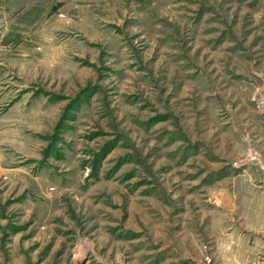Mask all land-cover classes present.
Listing matches in <instances>:
<instances>
[{
  "label": "rangeland",
  "instance_id": "374dc122",
  "mask_svg": "<svg viewBox=\"0 0 264 264\" xmlns=\"http://www.w3.org/2000/svg\"><path fill=\"white\" fill-rule=\"evenodd\" d=\"M263 197L264 0H0V264H215Z\"/></svg>",
  "mask_w": 264,
  "mask_h": 264
},
{
  "label": "crops",
  "instance_id": "0c3cea01",
  "mask_svg": "<svg viewBox=\"0 0 264 264\" xmlns=\"http://www.w3.org/2000/svg\"><path fill=\"white\" fill-rule=\"evenodd\" d=\"M231 211H232L231 212L232 216H234L235 210H231ZM234 220L235 219L233 217V219H231L232 225L229 230L227 238H224V240H220V242L224 241V244L222 243L220 244V250L224 246L225 249L226 248L229 249V252L225 253L224 255L219 253V256L216 258L215 264H255L257 257L259 255L264 254V241L263 239L261 241L256 239L255 241L250 242L249 245H245V246L237 245L238 246V249H237V246H234V244H232V242L236 240L235 232L233 230L237 229L236 224H234L236 221ZM236 249L238 250L237 252L242 251V253H245L243 258L241 256L233 255Z\"/></svg>",
  "mask_w": 264,
  "mask_h": 264
},
{
  "label": "built area",
  "instance_id": "2783aa9c",
  "mask_svg": "<svg viewBox=\"0 0 264 264\" xmlns=\"http://www.w3.org/2000/svg\"><path fill=\"white\" fill-rule=\"evenodd\" d=\"M205 250H207V248H205ZM206 263H211V258L209 256H206ZM255 264H264V254L257 257Z\"/></svg>",
  "mask_w": 264,
  "mask_h": 264
},
{
  "label": "bare ground",
  "instance_id": "6f19581e",
  "mask_svg": "<svg viewBox=\"0 0 264 264\" xmlns=\"http://www.w3.org/2000/svg\"><path fill=\"white\" fill-rule=\"evenodd\" d=\"M85 252V251H84Z\"/></svg>",
  "mask_w": 264,
  "mask_h": 264
}]
</instances>
